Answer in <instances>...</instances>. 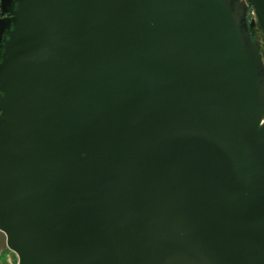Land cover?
<instances>
[{"label": "water", "instance_id": "1", "mask_svg": "<svg viewBox=\"0 0 264 264\" xmlns=\"http://www.w3.org/2000/svg\"><path fill=\"white\" fill-rule=\"evenodd\" d=\"M6 250L264 264V0H0Z\"/></svg>", "mask_w": 264, "mask_h": 264}, {"label": "rangeland", "instance_id": "2", "mask_svg": "<svg viewBox=\"0 0 264 264\" xmlns=\"http://www.w3.org/2000/svg\"><path fill=\"white\" fill-rule=\"evenodd\" d=\"M2 264H18L17 256L10 250L4 251L0 256Z\"/></svg>", "mask_w": 264, "mask_h": 264}]
</instances>
